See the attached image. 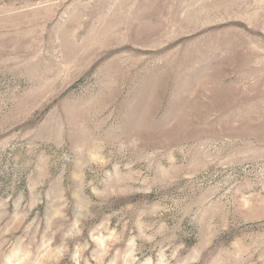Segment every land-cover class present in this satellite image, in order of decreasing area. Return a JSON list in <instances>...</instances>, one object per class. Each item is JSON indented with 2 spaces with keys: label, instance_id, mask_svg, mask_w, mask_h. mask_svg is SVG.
Listing matches in <instances>:
<instances>
[{
  "label": "rangeland",
  "instance_id": "1",
  "mask_svg": "<svg viewBox=\"0 0 264 264\" xmlns=\"http://www.w3.org/2000/svg\"><path fill=\"white\" fill-rule=\"evenodd\" d=\"M0 264H264V0H0Z\"/></svg>",
  "mask_w": 264,
  "mask_h": 264
}]
</instances>
